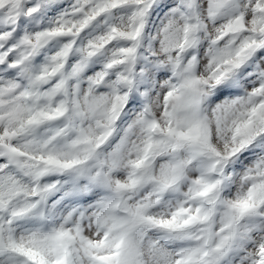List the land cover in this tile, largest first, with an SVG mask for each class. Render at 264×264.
Wrapping results in <instances>:
<instances>
[{
  "label": "snow or ice",
  "instance_id": "6c2138e0",
  "mask_svg": "<svg viewBox=\"0 0 264 264\" xmlns=\"http://www.w3.org/2000/svg\"><path fill=\"white\" fill-rule=\"evenodd\" d=\"M0 264H264V0H0Z\"/></svg>",
  "mask_w": 264,
  "mask_h": 264
}]
</instances>
